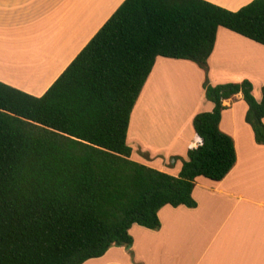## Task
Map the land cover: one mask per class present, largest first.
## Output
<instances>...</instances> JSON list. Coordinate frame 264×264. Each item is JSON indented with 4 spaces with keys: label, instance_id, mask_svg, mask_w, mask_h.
Wrapping results in <instances>:
<instances>
[{
    "label": "trees",
    "instance_id": "1",
    "mask_svg": "<svg viewBox=\"0 0 264 264\" xmlns=\"http://www.w3.org/2000/svg\"><path fill=\"white\" fill-rule=\"evenodd\" d=\"M219 28L264 46V0L237 12L204 0H126L42 97L0 82V264H84L130 248L134 225L159 230L165 206L196 208V179L222 181L237 162L220 125L238 94L264 146V87L258 102L248 80H207L214 109L194 118L202 144L180 174L132 159L131 117L157 58L208 74Z\"/></svg>",
    "mask_w": 264,
    "mask_h": 264
},
{
    "label": "crops",
    "instance_id": "2",
    "mask_svg": "<svg viewBox=\"0 0 264 264\" xmlns=\"http://www.w3.org/2000/svg\"><path fill=\"white\" fill-rule=\"evenodd\" d=\"M125 1L0 0V82L42 97ZM204 1L237 12L254 0ZM167 67H187L205 76L191 61L158 57L143 90L154 74L163 76ZM208 75L214 86L248 80L253 88H263L264 46L219 28ZM202 83L201 98L194 100L193 110L174 130L166 148L144 153V158L132 148L134 161L180 174L189 150L202 144L194 118L214 109L212 102L205 106ZM225 104L228 109L220 128L233 138L237 154L231 172L219 182L198 177L193 191L196 208L165 206L159 212V230L134 225L130 248L112 247L103 257L84 264H264V146L257 144L246 123L243 95Z\"/></svg>",
    "mask_w": 264,
    "mask_h": 264
},
{
    "label": "rangeland",
    "instance_id": "3",
    "mask_svg": "<svg viewBox=\"0 0 264 264\" xmlns=\"http://www.w3.org/2000/svg\"><path fill=\"white\" fill-rule=\"evenodd\" d=\"M162 74L152 76L132 115L128 142L134 150H139L140 158H144V153L157 154L166 148L174 130L186 122V114L193 110L194 100L201 98V82L204 90L207 80L210 84L209 75L205 71L203 76V73L187 67H167ZM254 96L262 100L261 87H254ZM206 101L205 106L212 104L207 98Z\"/></svg>",
    "mask_w": 264,
    "mask_h": 264
}]
</instances>
